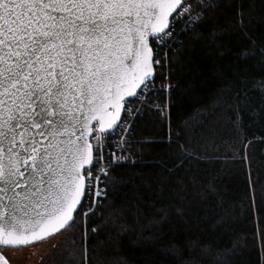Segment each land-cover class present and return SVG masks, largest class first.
<instances>
[{
  "label": "snow or ice",
  "instance_id": "snow-or-ice-1",
  "mask_svg": "<svg viewBox=\"0 0 264 264\" xmlns=\"http://www.w3.org/2000/svg\"><path fill=\"white\" fill-rule=\"evenodd\" d=\"M245 3L0 0V264H14L10 250L31 248L62 232L66 244L62 258L50 264H69L63 259L65 254L71 264H91L99 253L89 244L104 226L112 224L113 231L118 226L120 234L128 231L122 219L114 214L105 219L99 210L111 207L110 191L123 187L111 169L132 156L129 137L135 116L144 106L152 107L148 105L152 96L159 100L162 95L167 101L163 107L155 105L162 115L169 111L177 88L173 65L181 63L186 49L192 54L201 42L219 48L234 33L251 41V50L241 43L231 53L217 79L239 78L257 53L264 56V39L249 36L251 9ZM224 21L227 27H220ZM211 99L214 103L198 111L184 127H192L211 112L209 118L224 117L231 121L238 139H247L239 134L246 131L243 118L248 113L237 108L233 118L226 110L229 101L239 103L238 97L221 92ZM136 102L139 107H132ZM117 129L124 135L110 142ZM259 139L264 142V137ZM253 142L249 140L244 147ZM180 149L191 156L184 145ZM159 166L168 173L178 167L167 168L162 162ZM137 175L152 178V173ZM155 175L158 183L150 187L162 189L172 179ZM104 180L107 183L101 188ZM258 182L250 180L252 190L245 195L253 197L254 245L259 244V264H264V227L259 217L264 206L255 202ZM134 190H138L135 185ZM159 202L147 205L145 214H153L148 229L158 230L163 238L172 208H156ZM175 212L184 215L182 208ZM93 218L103 224L89 231ZM177 243L170 242L174 251ZM198 243L189 241L188 251L194 252Z\"/></svg>",
  "mask_w": 264,
  "mask_h": 264
},
{
  "label": "trees",
  "instance_id": "trees-1",
  "mask_svg": "<svg viewBox=\"0 0 264 264\" xmlns=\"http://www.w3.org/2000/svg\"><path fill=\"white\" fill-rule=\"evenodd\" d=\"M245 8L251 9L249 36L264 39L261 0H246ZM220 27H227V22H222ZM241 43L243 48L251 50V41L235 33L225 37L219 48L206 47L201 42L192 54L186 49L181 63L173 65L176 71L172 79L177 88L172 93L169 111L162 115L155 105L163 107L167 101L162 95L159 100L152 96L148 99L152 107L144 106L135 116L129 137L133 141L129 149L132 156L111 169L123 187L110 191L111 207L99 210L105 219L113 214L122 219L129 226L128 231L120 234L118 226L116 231L112 224L104 226L89 244L90 249L99 253L91 264H157L158 261L259 264L262 250L258 243L254 245L257 213L253 197L245 193L252 190L250 180H258L255 202L264 206V142L259 139L264 137V56L257 53L255 59L244 65L248 70L239 78L229 75L226 80L217 79L218 72L229 63L231 53ZM221 92L238 97L239 103L228 102L226 110L230 116H236L237 108L248 113L243 118L246 131L239 134L246 135L247 139H238L231 121L224 117L209 118L211 112L196 120L192 127H184L198 111L211 106L214 103L211 97ZM144 140L155 142L146 146L135 143ZM249 140L254 142L245 148ZM181 145L191 156L181 152ZM161 162L167 168L178 167L171 173L164 172L159 166ZM139 173H152V178L140 177ZM156 173L172 179L165 181L162 189L150 187L158 183ZM106 183L104 180L102 187ZM134 185L138 190H134ZM157 200L160 202L155 204L156 208H172L163 238L158 230L148 229L153 214H145L147 205ZM104 203L107 205L108 201ZM177 207L183 209V216L176 214ZM259 217L264 227V209ZM97 224L103 221L93 218L89 231ZM171 241L178 242L176 251ZM189 241H199L194 252L188 251ZM63 259L71 264L67 254Z\"/></svg>",
  "mask_w": 264,
  "mask_h": 264
},
{
  "label": "rangeland",
  "instance_id": "rangeland-1",
  "mask_svg": "<svg viewBox=\"0 0 264 264\" xmlns=\"http://www.w3.org/2000/svg\"><path fill=\"white\" fill-rule=\"evenodd\" d=\"M63 233L54 235L49 240L31 248H21L9 251V257L14 264H50L49 260L59 261L62 252V246H65ZM56 244L60 247L52 248L51 245ZM63 246V248H64Z\"/></svg>",
  "mask_w": 264,
  "mask_h": 264
},
{
  "label": "built area",
  "instance_id": "built-area-1",
  "mask_svg": "<svg viewBox=\"0 0 264 264\" xmlns=\"http://www.w3.org/2000/svg\"><path fill=\"white\" fill-rule=\"evenodd\" d=\"M138 105H139V103L136 102V103H134V104L132 105V107H137ZM125 126H127V125L125 124ZM123 135H124V133L120 132L119 129H117L116 133H115L113 136H111V138H110V142H111V141H115V140H119L120 137L123 136ZM112 151H115V148H113ZM117 155H120V153H117ZM109 159H111V157H109ZM122 161H123V160H122ZM122 161H121V162H122ZM100 187L103 188V187H102V183H101Z\"/></svg>",
  "mask_w": 264,
  "mask_h": 264
},
{
  "label": "flooded vegetation",
  "instance_id": "flooded-vegetation-1",
  "mask_svg": "<svg viewBox=\"0 0 264 264\" xmlns=\"http://www.w3.org/2000/svg\"><path fill=\"white\" fill-rule=\"evenodd\" d=\"M41 243V242H40ZM37 245H39L38 243H37Z\"/></svg>",
  "mask_w": 264,
  "mask_h": 264
}]
</instances>
